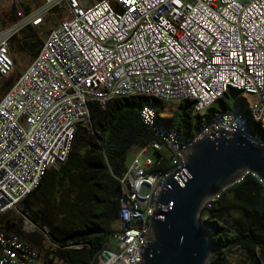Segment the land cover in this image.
I'll list each match as a JSON object with an SVG mask.
<instances>
[{
	"label": "built area",
	"instance_id": "built-area-1",
	"mask_svg": "<svg viewBox=\"0 0 264 264\" xmlns=\"http://www.w3.org/2000/svg\"><path fill=\"white\" fill-rule=\"evenodd\" d=\"M43 1L29 12L15 7V20L0 25V80L15 70L14 36L27 27L38 37L45 31L36 56L0 93V217L20 212L44 174L64 164L77 126L91 124L93 105L105 109L113 99L144 96L166 104L188 100L203 115L228 89L247 103L246 116L234 107L222 110L188 136L165 127L164 109H140L154 138L134 148L118 178V217L96 261L140 264L153 200L182 166L180 150L230 131L264 150V138L248 129L251 122L264 130V0ZM51 10L58 13L54 23ZM163 158L169 167L156 170ZM23 218L22 231H37ZM0 264L73 263L44 257L0 224Z\"/></svg>",
	"mask_w": 264,
	"mask_h": 264
},
{
	"label": "trees",
	"instance_id": "trees-1",
	"mask_svg": "<svg viewBox=\"0 0 264 264\" xmlns=\"http://www.w3.org/2000/svg\"><path fill=\"white\" fill-rule=\"evenodd\" d=\"M23 8L29 12L28 6ZM14 9L12 5L9 21L15 20ZM22 32L23 37H14L20 42L18 47L34 58L42 42L40 39L31 42L32 28ZM143 105L162 110L166 103L151 97L132 96L113 99L105 109L91 106L90 129L77 126L64 164L58 170H48L38 187L20 203L24 216L37 226V231L26 233L5 216L0 217L1 225L30 243L44 257L52 255L73 264H96L97 254L118 217L121 199L118 178L126 170L127 156L131 149L146 146L154 138L153 131L140 119ZM233 107L247 115L244 98L228 89L203 115L194 114L192 102L183 100L174 114L162 122L183 135H193L215 113ZM256 132L264 138V130L256 127ZM168 167V159L163 158L156 170ZM209 204L200 216L215 240L214 253L206 264H231L227 257L234 251L244 256L238 264H263L264 189L258 178L246 173ZM231 212L239 214L234 216ZM42 230L56 248L49 244L48 248L44 247ZM68 243L83 247L64 249Z\"/></svg>",
	"mask_w": 264,
	"mask_h": 264
},
{
	"label": "water",
	"instance_id": "water-1",
	"mask_svg": "<svg viewBox=\"0 0 264 264\" xmlns=\"http://www.w3.org/2000/svg\"><path fill=\"white\" fill-rule=\"evenodd\" d=\"M179 153L182 166L164 179L153 200L140 264H206L215 240L200 217L205 203L246 173L264 189V150L232 131L211 133Z\"/></svg>",
	"mask_w": 264,
	"mask_h": 264
},
{
	"label": "rangeland",
	"instance_id": "rangeland-1",
	"mask_svg": "<svg viewBox=\"0 0 264 264\" xmlns=\"http://www.w3.org/2000/svg\"><path fill=\"white\" fill-rule=\"evenodd\" d=\"M14 6V7H21L23 11L24 8L23 6H28L29 7V11L30 10H35V9H38L40 7H43L44 5V1L43 0H2V3L0 4V25L1 26H6L7 24L13 22V21H9L8 17L11 16L10 14L13 12V10L11 11V6ZM57 10H51L49 11V16H48V20L52 23H54V21L58 20V15H57ZM24 30V29H23ZM22 30V31H23ZM41 30H42V27H41ZM20 31L16 36H14L15 38H21L23 37L24 33ZM38 31L40 32V30H37V33ZM34 35L31 39V42H34L36 39H42L44 36H45V31L40 34V38L38 36L35 35V32L34 31ZM15 38L12 39L11 41V46H12V51H13V58H14V61H15V70L14 72L9 76L7 77L6 79L4 80H0V93L3 92L4 90V87L5 85H8L10 84L13 79L15 77H17L20 72L22 70L25 69V67L32 61V56L30 54V52H28L27 50L23 51V50H20L19 47H18V44H20V42L16 41ZM231 98L233 97L232 95V92L230 91L229 92ZM235 94L237 97H242L241 96V93L239 91H235ZM178 107V102H174V103H169L168 106H167V110H168V115L169 116H172L175 112V110L177 109ZM243 108L246 109V105L244 104L243 105ZM82 127H85L86 129H90L91 127V124H88V125H81ZM248 129L252 132H256V127L254 124L252 123H249L248 124ZM131 158V154L129 153L128 156H127V162L130 160ZM169 161V159H168ZM21 207V204L19 205ZM232 215L236 216L238 215L239 213L238 212H231ZM8 220L12 221L13 223H15L18 227L21 228L22 230V227H23V212H22V208L20 209V212H10L6 215H4ZM1 224V222H0ZM44 247L45 248H48V243L45 241V244H44ZM228 261L231 263V264H238L239 261L241 259L244 258L243 254H240L239 252H232L230 254H228ZM262 262L264 264V256H262Z\"/></svg>",
	"mask_w": 264,
	"mask_h": 264
},
{
	"label": "crops",
	"instance_id": "crops-1",
	"mask_svg": "<svg viewBox=\"0 0 264 264\" xmlns=\"http://www.w3.org/2000/svg\"><path fill=\"white\" fill-rule=\"evenodd\" d=\"M167 106H168V104H166V105H165V107L163 108V109H164V111H165V113H166V117H165V118L171 117V116H169V115H168ZM133 150H134V148H133V149H131V151H130V154H131V155H132V152H133Z\"/></svg>",
	"mask_w": 264,
	"mask_h": 264
}]
</instances>
